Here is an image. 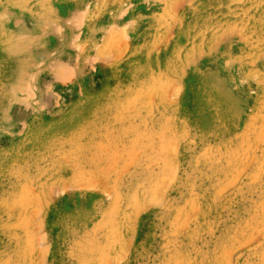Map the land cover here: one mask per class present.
<instances>
[{
    "label": "rangeland",
    "instance_id": "1",
    "mask_svg": "<svg viewBox=\"0 0 264 264\" xmlns=\"http://www.w3.org/2000/svg\"><path fill=\"white\" fill-rule=\"evenodd\" d=\"M0 264H264V0H0Z\"/></svg>",
    "mask_w": 264,
    "mask_h": 264
}]
</instances>
